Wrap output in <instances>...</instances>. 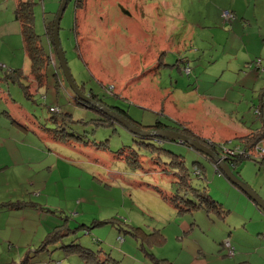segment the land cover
I'll list each match as a JSON object with an SVG mask.
<instances>
[{
    "label": "rangeland",
    "instance_id": "obj_1",
    "mask_svg": "<svg viewBox=\"0 0 264 264\" xmlns=\"http://www.w3.org/2000/svg\"><path fill=\"white\" fill-rule=\"evenodd\" d=\"M35 1L34 30L45 43L43 23L54 18L61 0ZM15 2L0 0V94L8 98L7 103L0 98V203L30 199L50 209L41 215L49 231L61 227L49 251L27 264H85L64 249L71 244L95 252L97 264H156L162 257L194 264L191 257L200 251L208 253L210 264L223 259L230 264L233 257L218 244L227 237L241 243L244 252L258 253L263 245L256 237L264 233H255L264 230V223L252 222H264V211L245 192L194 149L176 141L140 138L102 111L77 104L54 53L49 59L56 68H47L44 85L30 99L17 84L2 79L15 68L30 71L14 20ZM74 6L73 0L67 1L58 29L70 74L106 105L126 110L132 122L151 126L156 120L173 121L219 145L239 128L262 125L264 76L240 65L246 62L242 29L249 19L264 21V0H81L77 9ZM229 9L233 19L225 21L221 13ZM250 33L261 41V34ZM232 60L233 72L228 68ZM185 61L191 69L188 75L182 71ZM209 105L219 112L208 111ZM259 106L262 114L256 120ZM16 119L27 132L11 124ZM195 135L193 140L201 143ZM53 136L63 139L54 142ZM260 146L264 148V142ZM166 151L183 156L192 182L206 187L228 209L225 221L216 219L207 226L213 221L203 210L176 214L173 203L163 197L176 177ZM27 152L31 158L23 160ZM199 164L206 169L203 180L193 174ZM230 169L264 201L263 159L243 158ZM32 182L40 190L38 197L33 196ZM33 219L36 223L37 216ZM7 222V211H0V264H19L47 232L27 246L8 239L19 229L11 233ZM135 228L143 234L133 232ZM155 230L165 243H157Z\"/></svg>",
    "mask_w": 264,
    "mask_h": 264
},
{
    "label": "trees",
    "instance_id": "obj_2",
    "mask_svg": "<svg viewBox=\"0 0 264 264\" xmlns=\"http://www.w3.org/2000/svg\"><path fill=\"white\" fill-rule=\"evenodd\" d=\"M69 1V0H67ZM74 2V7L77 9L80 6L81 0H73ZM36 1L35 0H17L16 6L13 11L14 15V20L18 22L19 28H20V35L22 37V42H23V49L25 51V54L30 62V71L29 73H25V71L22 70V68H15L12 70H8L4 72V75L2 76V79L11 82L13 84H17L24 97L27 99H30L31 96H33L34 92H36L39 88H41L44 85V81L46 78V70L49 66H51L50 63V56L51 53H55L54 45L52 42V29H53V19L49 21H44L43 23V37L45 38V43H42V37L38 33L35 32L34 30V15H33V7L35 5ZM79 5V6H78ZM227 12V13H225ZM223 11L221 13V17L225 21H229V19H233V13L231 11ZM55 14H53V17H55ZM45 19V18H44ZM76 16L74 20V26L73 29L75 30V33L78 32L77 27V21H76ZM57 58V56H56ZM258 60V59H256ZM184 60H182L183 62ZM58 62V61H57ZM186 62V61H185ZM261 60L259 59L258 61H253L248 64H246V67L248 68H253L256 70L258 73H264L263 68L261 67L260 63ZM188 62L184 64V67L182 68L183 73L189 74L191 72V69L189 66H187ZM59 65H56L58 67ZM54 65L51 66V68H56ZM188 70V71H186ZM76 86L79 88L80 92L82 95L87 96L89 101H95L99 104H101L103 107L107 108L110 111H113L125 119L129 120L133 125L136 127L148 132L149 134L146 135H139L140 138H156L160 141L163 140H169V141H176L179 142L180 144H183L191 149H194L190 145H188L185 142H182L180 140L172 139L169 137H161L159 133L161 131H170V132H175V133H180L182 135H185L191 139L192 135H195L192 131L189 129H186L180 124H177L173 121L171 123H163L159 120H156L154 124L151 126H142L139 122H132L126 112V110H123L122 108L117 106H109L106 105L104 102H102L99 97L94 94L92 90L85 91L84 86L76 84ZM111 90H107V92H111ZM76 103L79 105H83L86 107H90L92 109H96L101 112L100 109L96 108L93 104L90 102L81 100L79 97L74 96ZM262 106V105H261ZM261 106L255 108V114L257 115L256 120L260 119V116L262 114ZM49 111L53 113H60L59 110L56 107H49ZM103 112V111H102ZM101 112V113H102ZM8 117L9 114L4 111ZM106 116L107 119H113V117L105 112H103ZM56 120V119H55ZM54 120V121H55ZM57 121V120H56ZM55 121V122H56ZM11 124L23 129L25 132L28 131V128L26 126H23L19 124L17 121L11 120ZM121 124V123H120ZM122 125V124H121ZM123 126V125H122ZM125 127V126H123ZM126 128V127H125ZM63 130V129H62ZM65 130V129H64ZM57 131V130H56ZM61 131V130H59ZM155 132H159L156 134ZM56 137V136H55ZM198 139H200L201 144L206 146L209 150L212 152L216 153L218 156H224L223 154H227L224 150L229 149L234 151L232 154H227L225 161L233 167H236V164L241 162L243 158H261L264 161V148H262L260 145L261 143L264 142V121L262 122V125L258 129V132H254L252 135H246L242 137H236V138H231V139H236L238 144H232V140H227L224 145H219V143L214 142L213 140L208 138H201L199 135H195ZM54 141L57 140L59 142L60 138L58 139L52 138ZM228 144V145H227ZM257 147V148H256ZM197 151L196 149H194ZM199 152V151H197ZM168 155H170L168 158L169 163L168 166L174 170H176L175 174V179H173V183H171V189L166 192L165 195H163L165 200H169L173 203L174 209L176 210V213L178 215H184L185 213L189 212L192 214L195 210H203L207 217L211 220H223L225 221L227 219V212L228 209L223 206V204L215 199L206 189V187H201L197 186L194 182H192V178L190 175V170L188 169L185 159L181 155H175L174 153L170 151H166ZM202 154L205 159H207L211 165L214 167V171L218 173L219 175H223V172L217 167L216 164L213 163V161L204 153L199 152ZM255 155V156H254ZM195 170L193 171V174L200 178L201 180L205 179L206 177V169L203 165L199 164L196 165ZM228 180V179H227ZM229 181V180H228ZM230 182V181H229ZM231 183V182H230ZM233 184V183H231ZM236 186V185H235ZM238 187V186H237ZM239 188V187H238ZM240 189V188H239ZM241 190V189H240ZM244 192V191H243ZM250 198V197H249ZM251 199V198H250ZM256 204V203H255ZM257 205V204H256ZM258 206V205H257ZM1 207H6L9 210H15V209H23V208H33L37 210H41L43 213H51L50 209L47 208L46 206L37 203V202H32L31 200L29 201H8V202H2L0 203V209ZM259 207V206H258ZM260 208V207H259ZM261 209V208H260ZM263 210V209H262ZM264 211V210H263ZM216 217V218H215ZM65 226V225H64ZM62 226V227H64ZM61 227L57 229H53L52 231H48L46 235H44L43 239L37 243L38 245L32 249H28L25 252V257L20 260L19 264H27L28 259L35 257L36 255H39L44 252L49 251V246H51L53 243L57 242V238L60 237L58 232ZM133 232H136L140 235L141 233L140 228H135L132 230ZM154 235H157V243L160 245L164 242L165 239L164 237L157 231L155 230ZM63 235V234H62ZM229 235V233H228ZM261 235V234H258ZM225 242H228L229 247H225ZM220 250H223L226 253V256L229 258H232L230 260V264H252L249 260L244 259V260H239L236 262H233L234 259L237 260L236 258V253H237V248L234 244V242L229 239L228 237L225 238L224 240H220ZM64 249H69L70 253H76L79 255V257L84 261L85 264H97L99 261L98 258L96 257L97 254L93 252L90 249L83 248L77 244H71L69 246L64 247ZM230 253V254H229ZM154 259L156 255H152ZM97 258V259H96ZM225 264V260L223 259ZM232 261V262H231ZM115 262V261H113ZM116 263V262H115ZM156 264H174L171 261H169L167 258L162 257V259H158L155 261ZM100 264V263H98Z\"/></svg>",
    "mask_w": 264,
    "mask_h": 264
},
{
    "label": "crops",
    "instance_id": "obj_3",
    "mask_svg": "<svg viewBox=\"0 0 264 264\" xmlns=\"http://www.w3.org/2000/svg\"><path fill=\"white\" fill-rule=\"evenodd\" d=\"M16 3H17V0L15 2V6H16ZM15 6H14V8H15ZM253 6H254V8L256 7V2L253 4ZM255 15L256 14H254V16ZM231 23L233 24V21ZM246 24H247V26L242 29V33H244V35H242V37H241V40L243 41V44H244L241 52L243 53L244 59L246 60V62L241 63L240 67L243 68V64H245V69L247 70L246 64H248L250 62H253V61H256V59H258V60L260 59L261 62H259V63L261 64V67L264 70V59H263V56H264V33H262V32H264V27H262V26H264V21L263 20H254L252 18V19H249ZM18 28H19V26H18ZM253 31H256L258 34H261L260 35L261 41L255 39L251 35V33L249 34V32H253ZM13 32H15V33L17 32L16 34H18L19 29L14 28L13 29ZM249 46L252 49H250ZM22 49H23V42H22ZM247 53L250 54V55L247 56ZM25 57H27L26 54H25ZM234 59H235V57L233 58V60ZM233 60L230 63H228V68L230 69L231 72H233L234 69H235V65L233 64ZM249 69H251V68H249ZM251 70H248V71H251ZM263 76H264V73H262V77ZM258 79H261V78H258ZM0 98L3 99V100L5 99L4 101H6V103L8 102V98L5 95H3V93L0 94ZM207 108H208V111H213L215 113L219 112V109L217 107H215V106L209 105ZM203 110H205V107L204 106H203ZM16 120L19 123L20 120H18V119H16ZM15 127L24 132L23 129H21V128L17 127V126H15ZM258 129L259 128H256V129H247L245 131V130H242V129L239 128L238 130H236V131H234L232 133V138H236V137L239 138V137L246 136V135H249V134L252 135L254 132H258ZM220 131L222 133H224V132L227 131V129H226L225 126H222L220 128ZM227 139H228V137H227ZM229 139H230V137H229ZM44 142H47V141H44ZM24 153L25 152L22 151L20 153L21 156H23ZM27 154H29V156L24 157L23 160H30V158H31L30 157V152H27ZM27 176L30 177L31 174H28ZM29 186H30V183H29ZM31 186H32L31 188L34 189L33 196L34 197H38L39 196V191H40L39 188H36V185L33 182L31 183ZM35 210L36 209L28 208V207L27 208H23V209L19 210L20 211V214L18 215V218H17V216H16L17 209H15V210H9L6 207L5 208L4 207H1L0 211H7V213H8V222H7V224L10 225V228L12 230L11 233H13L15 230L19 229V230H17L16 233H14V234H16V236H9L8 239H12V241H14V242H18L19 244H26L27 246H29V245H32V244L38 242V238L36 236H41V238H42L45 230H46V232L49 231V228H47L46 226H44L43 225V220H41V215L43 214V212L41 210H37V212H35ZM175 212H176V210H175ZM32 215H34V217H35V215L37 216V222H36L37 223V227L35 226V224H36L35 223V219L32 220ZM214 221L210 225L207 224V226H212L213 224H215ZM185 222H182V224H184ZM245 223L246 222L244 221L243 225H245ZM252 223L262 224L264 222H262L260 220V218H259L257 220H254ZM39 227H42L43 228L42 229L43 233H42V231H41V233H38ZM242 228H244V226ZM262 233H264V230H258L255 233V235L258 236V234H262ZM26 236H27V241H26ZM262 236H264V235H261L259 237H256L258 240L260 239L259 241L262 242V245H263L262 249H260L258 251V253L249 252V251L244 252L243 251V249H244L243 245L241 243L237 242V240H233V242H234V244H235V246L237 248V253H236L237 260L234 259L233 262L247 259L252 264H264V243H263L264 242V238ZM218 248H219V246H218ZM203 254H205V255H203ZM207 256H208V253H205V252L200 251L198 253H195L191 258H193V260L195 261L194 264H210V261H209V259H208ZM164 258H167L168 259L169 257H164ZM170 260L174 264H186L183 261L177 262V261H175L173 259H170Z\"/></svg>",
    "mask_w": 264,
    "mask_h": 264
},
{
    "label": "water",
    "instance_id": "obj_4",
    "mask_svg": "<svg viewBox=\"0 0 264 264\" xmlns=\"http://www.w3.org/2000/svg\"><path fill=\"white\" fill-rule=\"evenodd\" d=\"M67 4V0H61L60 2V6L55 14V17L53 19V29H52V42L54 45V49H55V53L57 56V61H58V65L63 73V76L68 84V86L70 87V89L72 90V92L74 93L75 96L79 97L81 100L90 102L91 104H93L96 108L100 109L101 111L111 115L114 119H116L117 121H119L123 126H125L128 130H130L132 133L135 134H139V135H146L149 134L148 132L136 127L135 125H133L129 120L125 119L124 117H122L121 115L108 110L107 108L103 107L101 104L95 102V101H89V99L87 98V96L82 95V93L80 92L79 88L76 86V83L74 82L65 56H64V52L62 50V47L60 46L59 43V39H58V29H59V22L62 16V13L66 7ZM156 134H158L159 132H155ZM159 135L161 137H169L172 139H176V140H180L182 142L187 143L188 145H190L191 147H193L194 149H196L197 151L204 153L205 155H207L214 164L217 165V167H219V169L223 172V174L225 175V177L234 185L238 186L242 191H244L261 209L264 210V201L259 198L254 192H252L245 184H243L239 179H237V177L232 173L231 169H230V165L225 161V159H221V156H218L216 153L212 152L211 150H209L206 146H204L203 144H201L200 142H197L185 135H182L180 133H175V132H170V131H161L159 133Z\"/></svg>",
    "mask_w": 264,
    "mask_h": 264
},
{
    "label": "built area",
    "instance_id": "obj_5",
    "mask_svg": "<svg viewBox=\"0 0 264 264\" xmlns=\"http://www.w3.org/2000/svg\"><path fill=\"white\" fill-rule=\"evenodd\" d=\"M227 13V12H226ZM256 61H258V60H256ZM257 63H259V62H257ZM186 71H188V70H186ZM112 88H110L109 90H111ZM257 148V147H256ZM227 154H232V153H234V151H232V150H229V149H226V150H224ZM227 154L225 155V154H223L224 156H221V159H223V158H226L227 157ZM225 247H229V245H228V242H225ZM230 254V253H229Z\"/></svg>",
    "mask_w": 264,
    "mask_h": 264
}]
</instances>
